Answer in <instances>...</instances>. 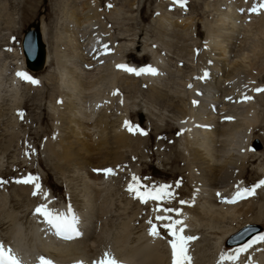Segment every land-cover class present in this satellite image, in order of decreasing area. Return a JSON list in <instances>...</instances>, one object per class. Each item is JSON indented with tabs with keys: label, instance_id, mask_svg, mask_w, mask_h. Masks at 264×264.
Masks as SVG:
<instances>
[{
	"label": "rangeland",
	"instance_id": "1",
	"mask_svg": "<svg viewBox=\"0 0 264 264\" xmlns=\"http://www.w3.org/2000/svg\"><path fill=\"white\" fill-rule=\"evenodd\" d=\"M239 2L242 4H240V12L248 16L243 19L241 25L244 22L248 23L252 18V20L258 18L264 20V0H99L100 14L102 19L107 21L108 29L114 33H112L115 37L114 42L106 41L108 37L103 35L100 24L91 28L92 36L97 40L94 46L101 47L96 56V65H85L82 60H77L76 64L82 73H90L112 64V60L114 62L118 60L116 66L111 67L124 70L126 76L137 79L140 83V90H142L138 94L130 93L124 89L126 86L123 83H121V87L119 85L109 89L111 83H107L108 85L102 87L101 97L94 100L88 96L78 95L76 97L74 95V98L71 97L67 90V88L69 89L68 81L64 83L61 80L62 83L59 85H61L62 91L65 90L66 97H60L61 94H54V89L57 88V85L53 84L54 79L50 80L51 74H56L60 78L61 71L57 60L67 55L68 50L65 44L73 39L72 26L69 24L73 6H75L73 0H0V202L4 205L0 203V207L3 209L0 210L1 260L4 261L3 256L5 255L4 258H6L10 253L9 257H12L13 260L20 258L23 261L24 259L28 264H68L75 259L80 260L79 258L91 262L93 258L104 255L106 264H137L136 261H141L140 258H143L144 250H154L161 252L159 258H165L163 262L155 257L162 264H167V252L170 257L169 264H175L178 261L185 264H212L209 262V254L199 251L207 249L214 255L216 246H213L217 241V236L214 233L220 234L221 228L229 226L228 221L219 224L213 222V224H209L204 219L196 221L195 215L184 209L175 210V215L171 218L168 215L170 211H167L170 210L168 207H175L179 200L191 199L192 183L190 182V187L188 182L194 181V177L191 174L192 170H182L184 164L181 163L180 154H186L187 140L186 134L184 135L183 130H180L186 128L190 121L197 117L196 115L203 114L199 112L195 116L184 117L182 114L174 112V109L169 106L172 102L179 106L182 105L179 97H187L185 91L191 92L189 93L192 95L189 97V101L192 99L190 106L195 105V99H198V104L201 103V94L206 92V82L202 87L199 85V89H196L190 78L200 84L208 79V73L213 71L212 67L215 64L212 65L211 62L209 64V60L206 58H204V62L201 60V63H198L205 70L202 78H199L198 73L194 71L198 69L196 59L209 42L207 29L211 25H215L219 14L229 13L228 5L232 4L231 6H236L238 9ZM164 14L168 15L170 20L167 22L165 18L162 21L165 26H162L159 18ZM190 21L195 27V32L185 33L186 24ZM42 26L46 33L45 44L51 62L36 73L26 70L28 76L25 73L19 76L21 62L22 60L25 62L21 47L25 34L36 28L42 32ZM241 29H243L242 26H239V30ZM80 35H82L81 39L86 38L83 33ZM134 40H136L139 49L137 47L131 49ZM106 44L107 48L102 52L101 50ZM258 60L254 71L251 72L253 80L247 82L243 77H236L233 79L234 81L226 84L232 90L231 96H229L230 100L232 99L230 101L232 106L226 110L225 106L219 105L224 120H218L219 115L216 118L222 124L231 119L230 122L234 123L242 117L244 105L254 104L259 109L260 118L258 120L260 121H256L248 133L258 138L251 142L250 147L257 144L261 148L259 151L255 150L257 159L254 162L247 161L246 163L247 176L242 179V182L247 186L255 184L259 178L264 177V157H260L261 151L264 150V55ZM202 62L206 64L204 65ZM208 66H212L210 70L207 68ZM149 79L162 81L160 85L166 92H169L168 97H172L171 101H167L168 105L162 106L155 103L152 105L153 102L148 100L149 90L147 89L149 87L146 83ZM187 79L190 80L189 83H187ZM210 83L209 81L208 85ZM239 89L246 92H241L242 90ZM111 95L113 98L110 97ZM119 96L124 100H117ZM71 99H75L76 104L80 107L87 108V113L94 115L93 120L101 111L109 108L107 112L111 118L109 117L108 120H110L114 132L126 130L128 126L133 129L138 126L139 115H132V117L129 115L133 112L141 115L143 113L144 118H147V125L141 133L144 144L142 150L137 152L138 155H133L130 150H127L128 162L125 165L121 166L115 162V159H112L105 167L106 170L104 169V178L97 180L98 182L93 180L97 202L94 197H92L93 201L89 202V195L87 201L83 197L87 192L85 191L86 187L91 182L88 175L90 168L86 166L85 162L78 159L80 164L75 167L69 166L68 162L61 159L62 152L71 153L72 147L67 145V131L64 125L62 126L63 123L61 124L59 121L56 104ZM124 102H126L125 105L122 104ZM183 109H185L184 105ZM194 109H198V107ZM157 127L160 131L155 130ZM194 127L195 125L187 130L193 132L200 128L197 126L195 129ZM93 132L91 131V133ZM244 139L242 142L236 140L231 143L232 153L236 151V155L238 153L241 155L246 152L247 145L244 143ZM115 152L114 150L110 153L112 158L117 156ZM175 159L178 160V163L176 166H171L170 163ZM196 175L201 180L203 172L198 171ZM202 184L204 183L202 182ZM174 185L176 186L172 187ZM193 186L196 190L199 183L196 182ZM146 187V190H140ZM182 187L186 191L184 197L176 194ZM204 188L205 191H209L208 187L204 186ZM139 190L140 192L145 191L141 194L144 202L139 198ZM20 191H23V194ZM197 192L199 193L196 191L193 194L197 195L195 198L201 200L202 196ZM232 192L230 195L233 194ZM214 193L212 192L211 195ZM227 193L229 194V192ZM146 194L150 195L151 201ZM163 194L166 198L162 197ZM256 196L257 198L254 197L256 200H253L256 208L253 217H251L253 219L260 216L262 222L253 225L263 224L264 199L262 196H264V188ZM242 201L244 200L240 199L237 204ZM86 203L89 207L86 206ZM154 204L160 206L155 208ZM77 205H79V209ZM201 205H208L211 210L224 212L222 207L224 208L226 204H213L208 199H204L201 200ZM231 205L234 206L233 204L229 206ZM67 208L79 213L78 216L76 213L74 216L76 217L75 221L81 223L80 226H85L82 223L83 217L88 223L94 221V230L92 226L90 229V232H93L91 240L87 244H82L83 247L82 245L78 246V242H82L81 239H76L72 233L66 235V231L68 234L72 230L77 231L68 220L60 216V214L65 215ZM161 211L166 214L168 219L167 217H158L161 215L159 213ZM8 214L17 216V220L13 224L8 220ZM161 223L171 225L172 228L168 226L171 230L174 227L171 234L167 232V235H164L159 231L161 226L158 225ZM16 225L26 235V238L30 239H28L29 241L14 240L12 235L16 234ZM47 225H52L53 229L62 233L52 232V229L50 230ZM182 227L184 230L180 231L179 229ZM35 233H38L40 238L49 241V244L43 245V249L46 251L64 250L59 252H64L69 255V258L59 259L47 256L46 252L37 246V238L33 235ZM174 235L175 238H173ZM31 238H33L32 242ZM74 245L77 246L75 249ZM18 248L24 254L22 257ZM8 249L11 250L8 252ZM133 252L137 254L135 261ZM58 254L50 252L53 257L59 256ZM175 257L177 259H174ZM42 259L45 260L42 261ZM69 260L71 261L64 262ZM5 263L7 264V259H5ZM0 264H2L1 261Z\"/></svg>",
	"mask_w": 264,
	"mask_h": 264
},
{
	"label": "bare ground",
	"instance_id": "2",
	"mask_svg": "<svg viewBox=\"0 0 264 264\" xmlns=\"http://www.w3.org/2000/svg\"><path fill=\"white\" fill-rule=\"evenodd\" d=\"M73 4H75V6H73V11L71 14L72 18L69 20V24L72 26L71 35H72L73 39L70 40V42L67 41L65 44V47L68 50L67 55L65 57H62V58L57 60V64H58L60 71H61V73H60L61 75H59V73H58V75L60 76L61 79L56 74L50 75V80L54 79L53 84L57 85L56 89L53 88L54 94L58 93V94L62 95L60 97H63V98L66 97V94L64 92L65 90L62 91L61 85H59L60 83H62V82H60V80L64 81V83H66L68 81L67 85L69 86V89L67 88V90H69L68 92H70L69 94H71V97H73V98H74V95L76 97L79 95V96H88L92 99L94 98V100L96 98V100H97L101 97V93H102V89H103L102 87H105V85L107 83H109V84L111 83L109 89H111V88L113 89V87H116L119 85L121 87V83H123L126 86L124 88L125 90H127L130 93L133 92L134 94H138L139 91L142 90V89L140 90L139 81L133 77L126 76V74H124L125 73L124 70L116 69L117 67H115V68L111 67V66H116V64L118 63L117 62L118 60L115 62L112 60V62H113L112 64H110V65L108 64L105 67H103L102 69L98 68V70H95L94 72H90V73H82V70L79 69V66L76 64L77 60L84 61L83 64H85V65L94 66V65H96L95 60L97 59V57H96L98 55L97 53L100 52L99 48H101V47L97 46V45L94 46L95 43H97V40L95 38H93V36H92L93 33H92V31H90L91 28L97 27V25L100 24V26L102 28L101 31H102L103 35L105 37H108L106 39V41H113L114 42L115 37L113 35L114 33L111 32L110 29H108L107 21L105 20L106 21V23H105V21L102 19V16L100 14L101 11H99L100 7H98L99 0H73ZM240 4H241V2H239V5L237 3V5L239 6L238 9L236 6H231L232 4L228 5L229 6V8H228L229 13L219 14L218 13L219 11L217 10V13L219 15L217 17V21H216L215 25H211L207 29V38H208L209 42L204 47L205 50L203 49L201 51L198 59H196L195 62H197V64L198 63L200 64L201 60H203V62H204V58H206L207 60H209V64H210V62L212 63V65L214 63L215 67L214 66L213 67L212 66L207 67L209 70L212 67V70H213L212 73L213 74L208 73V79L204 78L205 80L202 81L200 84H199V82L192 80L193 78H190L191 82L194 84V88L199 89V85H200V87H202L206 82V91L208 92V95L210 94V92L212 94L213 91H214V93H216L215 95L217 97L216 96L214 97V99H213L214 102L212 103L214 108H209L208 104L210 102L207 100L208 96L201 94V102L202 103H201L200 107H198V109H194L195 105L190 106V101L192 99L189 101V99H190L189 97L192 96L189 94L191 92H187L185 90L184 91L187 93L188 96L187 97L186 96L179 97L180 98L179 101L182 103V105L179 106V105H177V103L175 104L174 102H172V104L169 106L171 109L172 108L174 109V112L176 111V113L182 114L184 117L195 116L196 114H199V112H202V113L204 112L203 115H196L199 118L198 119L196 117L198 120H195L196 118L193 117L194 120L192 119L190 121V123L187 125V128H189L193 125H195V127H194L195 129L197 127L196 125H199L200 128L196 129L193 132H190L187 130L188 131L186 133L187 142L185 141L186 146H187V148H186L187 152H186V154H184V153L180 154V156L182 158L181 163L184 164V166H183L184 168L182 170H185V171H191L192 170V173L191 172H188V173L192 174V177H194V181H189L188 183L191 182L192 187H193V185L196 182L197 183L203 182L204 186L209 188V191H205L206 190L205 188L203 189V187H200L198 189L199 193L198 192L197 193L201 194V196H202L201 200H204V199L207 200L208 199L213 204H217L218 198H219L218 203H220V200L223 197L219 196V195H223L222 193L224 192V189L226 190V189H228V187H229L228 190L230 192H232V190H234L237 193V190L240 189V184H239V186H236V184H238V182L240 180H242L245 176H247L246 175V172L248 169L247 165H246L247 161L248 162H254L257 159V153H255V152L253 154L250 153L249 147H250V145H252L251 142H253V140L254 141L257 140L258 138L251 136V133L250 134L248 133L250 128L254 126L255 122L260 121V120H258L260 118V114H259L260 112H258L259 109H257V106L254 104L244 105L245 108H243L244 110H243L242 115H241L242 117L239 118L238 121H236V122L234 121V123L230 122L232 120L231 119L230 121H225L227 123L224 122L225 124H222L221 122H218L216 120L217 117L214 116L217 113L216 112L217 104L225 106L226 110H228L229 107L232 106L231 105L232 103L230 104L228 99L225 102V98L231 96V91H232L226 86V84H229L231 81H234L233 79H235L236 77H243V79L246 80L247 82H249L250 80H253V74L251 72L254 71V69H255L256 61L264 55V46H263V44H264V20H262L261 18H258L257 20H252L253 19L252 18L248 21V23L245 24V22H244L241 25V22L243 21V19H246L248 16L246 15L247 16L246 17L245 15H243V12H240V10H241ZM165 18L167 19V22H169L170 17L166 14H164L163 16H161L159 18L161 25L163 24L162 26H165V24L162 23V21ZM186 25H187V27L184 30L185 33L189 32V31H191L192 33L195 32V27L192 26L191 21L188 22ZM239 26H242L243 29L239 30ZM41 28H42V32H41L42 38L45 42L46 33H45L43 26ZM81 33H83V35H85L86 38L81 39V37H82V35H80ZM102 38L104 39V37H102ZM85 42H88V43L85 44ZM132 42H133V44L131 45V49H135L138 44H137L136 40H134ZM106 48H107V44L105 47L102 48L101 51L103 52ZM137 48L139 49V46ZM153 54H155V53H153ZM23 55L25 56V54H23ZM192 55H194V54H192ZM121 61H123V60H121ZM50 62H51V59H50V56L48 55V51H47L45 66H48L50 64ZM192 62H193V60H192ZM25 63L26 62H24V60H22L21 68L18 71L19 76H20V74H23V73L27 74V76L29 75L26 72ZM199 64L197 65L198 66L197 71L196 70H194V71H195V73L196 72L198 73L199 78H202L203 71H205V70H203L204 68L200 67L202 65L199 66ZM203 64L205 65L206 63H203ZM30 71L32 72L31 69H30ZM158 78H159V76H158ZM153 80L154 79H149V80H147V83H146V81H144L146 83V85H148V87H149V89H147V90H149L148 100L153 102L152 105H154V103H155V104L164 106L167 104V101H171L170 99L172 97L169 98L168 97L169 92H166L163 89L164 87H162L160 85V83L162 82L161 80L160 81H157V80L153 81ZM187 80H188V82L185 80L184 81L189 83L190 80L189 79H187ZM207 80H209L211 82L210 85H208L209 81H207ZM144 82H142V83H144ZM149 82H152V83H149ZM247 82H246V85H248ZM186 85H185V87H186ZM68 86H66V87H68ZM124 89H123V91H124ZM190 90H192V89L190 88ZM250 90H252V89H250ZM252 91H254V90H252ZM111 92L113 93V90H111ZM241 92H244V91L242 90ZM250 94H252V93H250ZM241 96H243V95H241ZM110 97L113 98L112 95ZM117 98H119L117 100H120V101L124 100L121 98V96H119ZM202 99H204V100H202ZM195 101H198V99H195L194 103H195ZM80 103H81V101H80ZM125 103L126 102H124L122 104L125 105ZM183 105H184L185 109H183ZM201 106H203V107H201ZM56 109L58 110L59 121H61V124L63 123L62 126L64 125V127L66 128V131H67L66 132V136L68 138L67 139L68 140L67 145H71V147H72L71 153L67 152V151L62 152V158L61 159L68 162L69 166L73 165L75 167L80 164L78 162V159L81 160L83 163L85 162L86 166L90 168V170L88 171V175H89L91 182L86 187L87 190H85V191H87V192H85L83 197L86 200L87 196L89 195V197H90L89 202L93 201L92 197L96 198V202H97V197H96V193H95L96 190H95L94 185L92 184L94 182L93 180L99 181L100 179L104 178L103 177L105 175L104 169L109 164V162L112 161V159H115V162H118L117 164H120L122 166V164L125 165V163L128 162L127 161L128 156L126 155L127 150L128 151L130 150V152L133 155L137 154V152H140V150H142V147L144 144L143 143L144 139L141 137V135H142L141 133L143 132V128L147 125L146 124L147 118H144L143 113L141 115V114H138L136 112L135 113L133 112L132 114H129V115H130V117H132V115H134V116L139 115L138 116L139 117L138 126L134 127V129L130 128V126H128L126 128V130H120L118 132H114V130L111 127L112 124L109 122L110 120H108V118L110 116L108 115L107 109H109V108H106L105 110L101 111L94 120L92 119L94 117V115L92 113L88 114L87 108L85 109V107L82 108V106L80 107V105H77L75 102V99L74 100L71 99L68 101H60L59 103L56 104ZM209 109L211 110V112L209 111ZM231 109H232V107H231ZM212 114H214V115H212ZM238 117H240V116H238ZM121 118H123V117H120V119ZM118 120H117V122H118ZM123 120H125V119L123 118ZM123 125H124V123H123ZM120 127H121V125H120ZM155 130L160 131V129L158 127ZM91 131H94V132L91 133ZM243 139H244V143L247 145L246 152L241 154V155L238 153L239 151L237 152L238 153L237 155L235 154L236 151L234 153H232L231 148H230L232 145L231 143L233 141L235 142L236 140H240V142H242ZM114 150L116 151L115 153H117V156L115 158H112V155H110V153L114 152ZM262 151H261L262 154L260 155V157H264V150H262ZM167 163H168V161H167ZM177 163H178V160L175 159V161H172L170 163V165L176 166ZM112 169L114 170L115 168H112ZM174 170H175V168H174ZM198 171L203 172L201 180L198 179L199 177L196 175V173ZM187 176H189V175H187ZM185 178H187V177H185ZM186 180H188V179H186ZM191 183H190V187H191ZM234 186H236V187H234ZM184 190L182 187V189L178 190L177 193H176V190L174 192L176 194L184 196V194L186 192ZM214 191H216L217 192L216 194H218V195H215ZM20 192L22 193L23 191H20ZM212 192L214 193L213 195H211ZM230 192H229V194L228 193L225 194V199L228 198L229 200H234V198L236 196H234L233 194L230 195ZM232 193H234V192H232ZM203 196H206V197H203ZM262 198L264 199V196H262ZM247 199H248V201H245V202L242 201L243 203H240L238 205H236L235 202L233 203L234 206L225 205L224 208H226V209H224L221 206L222 210H224V212L211 210L210 207H208V205L207 206L201 205V200H198L195 197L191 198L189 200L185 198V201L180 205V208L182 207V210L183 209L187 210L188 213L195 215L196 217L194 216V218L196 219V221L198 219L199 220L204 219L209 224L210 223L211 224H213V223L219 224L220 222L228 221L229 226H225L224 228H221L220 234L214 233L217 236L216 237L217 241L213 246V247L216 246L215 247L216 251L214 250L215 252H213L214 255H212L210 253L212 251H208L207 249L199 251L203 254L204 253L209 254V257H210L209 262L210 263L212 262V264H213V262L215 260V264H264V232L260 235L253 237L251 240H249L245 244H239V245L237 244L233 248H229V245H231L232 243L235 244L234 243L235 240H238V238H241L242 236H244L250 232V230L248 229V230H245L244 232H242L240 234V232L244 228H246L249 225H253L255 223L262 222L260 216H257L256 218L252 219L253 214H254L253 212L256 208V205L253 202L256 199L255 200H254V198L251 199V196H247ZM82 200H83V198H82ZM87 203H86V206H88ZM230 204H232V203H230ZM78 206L79 205H77V207ZM83 206H84V204H83ZM78 209H79V207H78ZM91 209H92V207H91ZM93 209H94V207H93ZM0 210H3V209H1V207H0ZM262 215L264 217V210H263ZM8 218H9L8 220L12 224L15 222V220H17V216L14 214L9 215ZM63 225H65V223H63ZM257 225L264 226V220H263V224H257ZM69 226H70V224H69ZM168 226L170 227L171 225L168 224L167 227ZM183 226H185V225L183 224ZM170 228H172V226ZM170 228H169L170 232L174 230V227L172 230ZM179 230L180 231L184 230V228L182 227ZM15 231H16L15 232L16 234L13 233V235H12L15 238L14 240L20 239L19 241L23 242V241L29 239V238L27 239L26 235L23 234V232H21L19 230L18 225L15 226ZM73 232L74 231L72 230L68 234L66 231V235H70L71 233L73 234ZM167 232L169 233V231H167ZM33 235H35V237L37 238V243H36L37 246L39 248H41V250L45 251L46 252L45 254H47V256L49 255L52 258H59V259H68L69 258V255L65 254L64 252H59V251H64V250L59 249V251H58V249H53V251H46L45 249H43V245L49 244V241H47L46 239L40 238L38 233L37 234L35 233ZM184 235H185V233H184ZM235 235L237 237L233 238ZM173 238H175V235ZM11 239H13V238L11 237ZM32 240H33V238H31V242H32ZM89 240H91V239H88L86 237L82 238L80 240L82 242H78L79 243L78 246H81L82 244L83 245L87 244V242ZM225 242H226L227 248L224 246ZM33 243H34V241H33ZM38 243H40V244H38ZM13 245H15V244H13ZM76 245H74V249H75ZM186 247H189V246H186ZM10 250L8 249V252ZM0 251H2V250H0ZM50 252L55 253V254L59 253L58 254L59 256L53 257L50 255ZM160 253H161L160 251H154V250H148V251L146 250L145 251L144 250L142 252L143 258H140L141 261H136V262H137V264H162L160 260L155 258V257L159 258ZM186 253H187V251H186ZM7 255H8V253H7ZM12 255L14 256V253ZM136 255H137L136 252H133V260L134 261L136 260V258H135ZM4 257H5V255L3 256L4 261L1 260L2 257L0 258V261L2 264H6L5 259H7V264H10V262L12 264H19V263L20 264H28L25 262L24 259H23V261L20 258H18V259L14 258L17 260H13L12 257L11 258L9 257V255L6 258H4ZM153 258H155V259H153ZM159 259H161L163 262L165 260V258H163V257H161ZM211 259H213V260H211ZM70 261L71 260L64 261V262H70ZM64 262H62V263H64ZM169 263H170V257H169L168 252H167V264H169Z\"/></svg>",
	"mask_w": 264,
	"mask_h": 264
},
{
	"label": "water",
	"instance_id": "3",
	"mask_svg": "<svg viewBox=\"0 0 264 264\" xmlns=\"http://www.w3.org/2000/svg\"><path fill=\"white\" fill-rule=\"evenodd\" d=\"M23 48L28 67L33 71L42 69L46 60V46L43 42L42 33L39 28L29 30L25 34ZM254 233L243 238L241 242L249 240Z\"/></svg>",
	"mask_w": 264,
	"mask_h": 264
}]
</instances>
